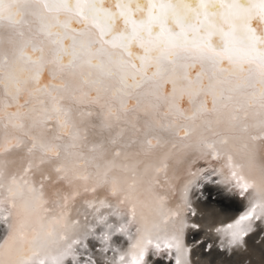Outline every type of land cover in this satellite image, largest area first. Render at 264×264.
<instances>
[{
	"label": "snow or ice",
	"instance_id": "6c2138e0",
	"mask_svg": "<svg viewBox=\"0 0 264 264\" xmlns=\"http://www.w3.org/2000/svg\"><path fill=\"white\" fill-rule=\"evenodd\" d=\"M200 162L251 203L202 253ZM254 233L264 0H0V264H248Z\"/></svg>",
	"mask_w": 264,
	"mask_h": 264
},
{
	"label": "bare ground",
	"instance_id": "6f19581e",
	"mask_svg": "<svg viewBox=\"0 0 264 264\" xmlns=\"http://www.w3.org/2000/svg\"><path fill=\"white\" fill-rule=\"evenodd\" d=\"M206 166L203 162L198 163L193 167L192 171L196 172L195 176L191 177H183L184 180H190V192H189V200L192 204V207L196 209L198 216L196 218L191 217L189 214L188 223L189 228L186 230L185 242L191 247L194 252H203V249L200 248L201 244L207 243L212 245H217L219 243L221 233H218L216 229H226L228 225H235V222L239 219V217L245 214L251 207V203L249 200L245 198H241L237 195V193L231 189V187L224 182V180L220 177L214 176L211 174V168L216 167L215 164H212L208 170L204 173H201L199 170L204 169ZM205 184H213L216 187H219L223 192L228 194H233L237 197V200L227 201L223 198L216 201V198H207L205 200L202 199V195L204 192ZM182 185H178L177 191L175 193L174 199L177 201L181 197L180 188ZM235 208H239L235 210ZM260 209H257V213L259 214ZM196 224L199 226L198 229H192L191 225ZM197 230L196 234H193V231ZM257 239L264 241V237H259L255 233L248 240V249L247 253H244L240 256H237L236 260L247 259L248 264H264V248L261 247L260 244H257ZM100 245L97 243V248ZM119 249V251L115 254L109 253V258L112 264L119 258V254L122 253L127 244L117 243L115 245ZM87 255V254H85ZM174 256V253H173ZM202 264H207V261L211 259V257L200 256ZM163 260L164 264H174V259L169 260L166 255L164 256H156L155 258L150 260V264H156L157 260ZM230 264L228 262V258L224 256L216 257V264ZM46 264H55L52 260L46 262ZM65 264H71L70 261H65ZM125 264H131L130 260L126 258Z\"/></svg>",
	"mask_w": 264,
	"mask_h": 264
},
{
	"label": "rangeland",
	"instance_id": "374dc122",
	"mask_svg": "<svg viewBox=\"0 0 264 264\" xmlns=\"http://www.w3.org/2000/svg\"><path fill=\"white\" fill-rule=\"evenodd\" d=\"M209 191L211 192V199L216 198V201H219V199L223 198L227 201H235L237 200V197L233 194H228L223 192L219 187H216L213 184H205L204 186V194L202 195V199L205 200L209 198ZM214 200V199H212ZM197 230L193 231V234H196Z\"/></svg>",
	"mask_w": 264,
	"mask_h": 264
},
{
	"label": "water",
	"instance_id": "95a60500",
	"mask_svg": "<svg viewBox=\"0 0 264 264\" xmlns=\"http://www.w3.org/2000/svg\"><path fill=\"white\" fill-rule=\"evenodd\" d=\"M205 186V185H204ZM239 209V208H238ZM237 208H235V210H238Z\"/></svg>",
	"mask_w": 264,
	"mask_h": 264
}]
</instances>
